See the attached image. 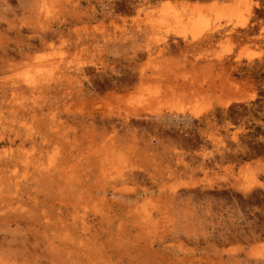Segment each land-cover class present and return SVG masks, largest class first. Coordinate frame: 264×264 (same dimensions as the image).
Instances as JSON below:
<instances>
[{"label":"rangeland","instance_id":"1","mask_svg":"<svg viewBox=\"0 0 264 264\" xmlns=\"http://www.w3.org/2000/svg\"><path fill=\"white\" fill-rule=\"evenodd\" d=\"M0 42V263L264 264V0H0Z\"/></svg>","mask_w":264,"mask_h":264},{"label":"bare ground","instance_id":"2","mask_svg":"<svg viewBox=\"0 0 264 264\" xmlns=\"http://www.w3.org/2000/svg\"><path fill=\"white\" fill-rule=\"evenodd\" d=\"M174 13V12H173ZM175 15V14H174ZM175 18H177L176 16H175ZM57 35V34H56ZM45 35H43V37L41 36L37 41L39 42H37V41H35V42H37L38 44H35V42L33 43V42H28L27 44H25L20 50H19V53H20V56H27V54L31 51L32 52V50H33V52H36L35 50H41V49H43V48H45V47H47V46H49L50 47V44L51 43H49V37L50 36H45ZM53 38V37H52ZM52 42V41H51ZM1 44H3V43H1L0 42V47L2 48V51H5L4 49H5V47H4V44H3V46L1 45ZM34 44V45H33ZM49 44V45H48ZM52 46H54V45H52ZM51 46V47H52ZM43 55H41V56H44V53H42ZM1 57H2V63H0V73L1 72H3V69H4V67H5V62L7 61V54H5V52H4V54H2L1 55ZM6 58V59H5ZM41 60H43V59H41ZM40 60V61H41ZM39 61V62H40ZM42 62V61H41ZM50 60H49V58L47 57V56H45V60H44V62H43V64L41 63L40 65H41V67H39L38 65H37V67L40 69V70H44V72L46 73V77H44V79H42V80H39L38 82L36 81V82H33V84L30 86V88L31 89H36V90H39V92L41 91V92H43L44 90H47L48 88H50V87H52V79H54V75L56 74V73H54V71H57L56 70V68H54L55 67V65H54V67H52L50 64ZM53 63V62H52ZM80 64V63H79ZM78 64V65H79ZM53 65V64H52ZM61 65V64H60ZM57 66V65H56ZM59 66V65H58ZM81 66V65H80ZM80 66L78 67V68H80ZM61 67H58V71H57V73H60V74H62V75H66V76H68V77H70V73H69V71H68V69L67 68H65V67H63L65 70H62V71H60L61 69H60ZM82 70V69H81ZM37 73V72H36ZM35 73V74H36ZM38 74H40V73H38ZM42 76V75H41ZM139 77H140V85H144V83H143V78H144V76H143V74H141L140 73V75H139ZM54 87V86H53ZM141 88V87H140ZM147 97V96H146ZM149 97V96H148ZM147 97V98H148ZM151 97V96H150ZM156 97V96H155ZM158 98V97H157ZM157 98H155V100H157ZM144 99H146L145 98V96H144ZM143 99V100H144ZM148 99H146V101H147ZM150 100V99H149ZM158 100H159V98H158ZM152 101V100H151ZM148 102V101H147ZM146 103V102H145ZM92 113H94V115H95V110H93V112ZM24 114V113H23ZM131 114H133L132 116H130L129 114V116H127V114H126V116L124 115V122H126L127 123V125L129 126V128H131V124H132V119H131V117L132 118H134L135 117V119L137 118V115L138 114H136L135 112H133V113H131ZM109 115H112V114H109ZM159 115V114H158ZM121 116H123V115H121ZM112 116H109L108 118H111ZM122 119V118H121ZM120 119V120H121ZM138 119V118H137ZM112 122V121H111ZM169 121H167V123H168ZM115 123V122H114ZM164 123V122H163ZM169 125V124H168ZM128 129V128H127ZM1 134V133H0ZM1 154H2V152H0ZM4 154L6 153V152H3ZM12 153H14V152H10V154H12ZM14 155V154H13ZM8 157V158H6V157ZM12 157L11 155H9V152H7V154H5L4 156H2V155H0V174H1V172H3L4 170V168L3 167H8L10 164L12 165V163H13V160L16 162H18V157L17 156H14V159H10V157ZM4 157L6 158L5 160H2V159H4ZM17 159H16V158ZM23 157V156H22ZM29 158V157H28ZM16 159V160H15ZM22 159V158H21ZM25 159H27V157L25 158ZM27 161V162H26ZM26 161H20V163L21 162H24L25 163V165L24 166H27L28 164H29V160L27 159ZM23 163V164H24ZM52 163V162H51ZM35 164H37V167H36V170L38 171V172H40L41 174L40 175H44L45 177H47V178H45V179H50V177L51 178H53V175L54 174H52L51 173V171H52V168L51 167H43V166H40L39 165V163L37 162V163H35ZM50 164V163H49ZM17 167V166H16ZM1 168H3V169H1ZM17 169V168H16ZM5 170H6V168H5ZM13 170H15V169H13ZM10 171H12V169L10 170ZM54 171H56V173L57 174H61L63 171H57V170H55L54 169ZM6 171H4V173H5ZM15 172H16V170H15ZM18 173V172H17ZM17 173H14V175H13V177L14 178H16L17 177ZM47 173V175H45ZM6 174V173H5ZM12 174H13V171H12ZM9 176H7V174L6 175H2V176H0V187H1V185L3 184V182H4V178H6L5 179V181H8L9 182V184H11V185H13V188L15 187V192L18 190H16V187H18V185H19V182L18 181H15L14 180V178H12L11 177V175H10V173L8 174ZM43 176V177H44ZM14 180V181H13ZM5 183V182H4ZM6 184V183H5ZM10 185V186H11ZM7 188H8V186H6ZM12 188V187H11ZM3 189V188H2ZM1 189V190H2ZM6 190V188L3 190V191H5ZM0 193H1V191H0ZM1 196V195H0ZM1 198V197H0ZM2 199V198H1ZM84 220H85V218L84 217H82L81 218V221H82V224L84 223ZM50 247H52V246H50ZM49 247V249H54V248H50ZM68 247V246H67ZM67 247L66 248H64V250H67ZM50 251V250H49ZM54 250H52V252H53ZM55 253L57 252V251H54ZM53 252V253H54ZM55 253H54V256H55ZM56 256H61V253H57V255ZM0 264H4V263H0Z\"/></svg>","mask_w":264,"mask_h":264}]
</instances>
